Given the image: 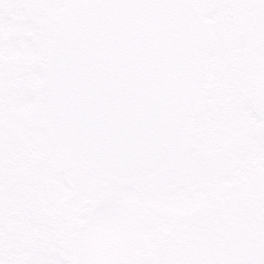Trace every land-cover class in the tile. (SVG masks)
<instances>
[{
	"label": "snow or ice",
	"instance_id": "obj_1",
	"mask_svg": "<svg viewBox=\"0 0 264 264\" xmlns=\"http://www.w3.org/2000/svg\"><path fill=\"white\" fill-rule=\"evenodd\" d=\"M0 264H264V0H0Z\"/></svg>",
	"mask_w": 264,
	"mask_h": 264
}]
</instances>
